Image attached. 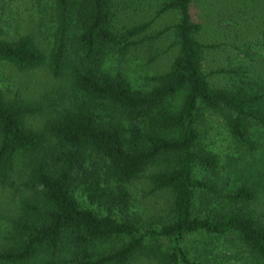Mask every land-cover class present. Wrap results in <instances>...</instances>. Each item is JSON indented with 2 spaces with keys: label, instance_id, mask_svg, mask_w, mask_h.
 Masks as SVG:
<instances>
[{
  "label": "trees",
  "instance_id": "1",
  "mask_svg": "<svg viewBox=\"0 0 264 264\" xmlns=\"http://www.w3.org/2000/svg\"><path fill=\"white\" fill-rule=\"evenodd\" d=\"M54 2L57 31L50 71L57 76L68 62L70 84L79 99L48 127L59 150L37 158L42 136L26 129L22 118L39 108L7 102L0 93V183L8 178L17 156L29 157L25 188L36 201L23 205L25 219L20 216L12 222L13 243L0 249V264L35 259L36 264H130L140 256L154 264H217L213 251L228 246L229 239L243 244L257 262H264V223L245 210L254 201L252 187L244 181L232 190H225V184L216 186L211 180L219 176L218 160L199 145L200 118L212 114L238 147L251 155L262 152L264 87H256L238 70L203 72L204 55L223 45L198 38L203 27L190 18L189 10L199 0L161 3L155 16L168 11L178 16L173 27L177 54L169 71L157 76L156 86L144 95L130 92L119 78L99 72L109 35L108 0ZM149 24L127 29L122 38L138 35ZM261 36L264 38V19ZM66 39L75 46V62L69 59ZM128 45L123 44L119 53ZM43 61V54L28 36L13 42L0 40V62L24 71ZM209 76L230 79V85L212 88ZM176 97L181 98L178 108L166 106ZM142 112L151 113L149 125L157 133L134 135L144 146L129 149L121 126L113 123L114 116ZM85 152L103 159L116 186L84 167ZM161 156L175 157L176 162L171 169L149 177V191L172 195L169 216L156 228L140 229L124 213L128 199L121 186ZM77 189L84 206L77 201ZM114 239H121V245L108 252L96 250Z\"/></svg>",
  "mask_w": 264,
  "mask_h": 264
},
{
  "label": "rangeland",
  "instance_id": "2",
  "mask_svg": "<svg viewBox=\"0 0 264 264\" xmlns=\"http://www.w3.org/2000/svg\"><path fill=\"white\" fill-rule=\"evenodd\" d=\"M54 1L0 0V40L13 42L20 36H28L44 56L40 66L24 71L0 62V93L4 100L16 105L39 108L37 112L22 118L26 129L42 136V146L36 154L37 158L48 155L46 152L54 153L59 150L48 127L79 99V94L70 84L68 62L61 67L57 76H53L50 71L57 31ZM164 1L108 0L109 35L103 50L102 64L98 69L108 77L119 78L132 93L144 95L154 88L157 84L155 78L168 72L176 57L177 45L173 28L178 20L176 12L168 11L155 16ZM263 6L264 0H199L198 5L190 8V18L200 22L203 27L198 38L204 43L223 45L204 55L202 69L205 74L217 68L238 70L256 87H264V38L261 36ZM149 21L146 30L124 41L122 36L127 29ZM67 39L66 49L71 55L69 59L74 61L75 46ZM125 43H129L128 47L119 53V48ZM207 81L212 88H228L231 82L230 79L215 76H209ZM180 104L181 98L176 97L166 106L178 108ZM154 113L156 112L153 110ZM150 115L151 113L142 112L126 115L127 117L114 116L113 123L121 126L127 148L138 149L144 146L135 141L134 135L140 138L157 133L149 125ZM132 130L134 134L131 133ZM200 132V149L215 155L218 160L219 176L211 182L218 187L227 185L225 190L234 189L241 181L252 187L254 201L245 210L251 211L264 223V150L253 155L245 152L232 142L224 124L212 114L200 118ZM28 159L29 157L17 156L8 178L0 183V249L12 245L11 224L20 216L25 219L27 212L23 205L28 202L31 206L36 202L25 188L29 174ZM175 162V157L161 156L148 164L135 179L122 184L124 197L128 199L124 213L138 228H156L167 220L172 195L168 191L151 193L149 177L171 169ZM83 164L90 173H97L104 180L109 179L106 164L99 156L85 152ZM108 182L111 187L116 186L114 179H109ZM76 191L78 203L84 206L79 189ZM96 210L101 212L100 209ZM37 217L35 218L38 219ZM228 241V246L224 245L213 251L217 264H264L254 260L243 244L235 239ZM121 243V239L106 241L98 245L96 250L108 252ZM37 262L35 259L25 264ZM130 264L154 262L140 256Z\"/></svg>",
  "mask_w": 264,
  "mask_h": 264
}]
</instances>
